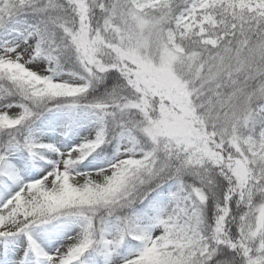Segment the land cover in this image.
Masks as SVG:
<instances>
[{
	"label": "snow or ice",
	"instance_id": "6c2138e0",
	"mask_svg": "<svg viewBox=\"0 0 264 264\" xmlns=\"http://www.w3.org/2000/svg\"><path fill=\"white\" fill-rule=\"evenodd\" d=\"M0 264H264V0H0Z\"/></svg>",
	"mask_w": 264,
	"mask_h": 264
}]
</instances>
